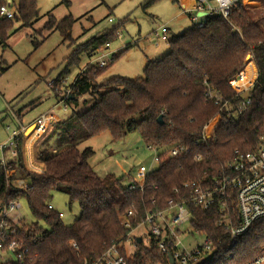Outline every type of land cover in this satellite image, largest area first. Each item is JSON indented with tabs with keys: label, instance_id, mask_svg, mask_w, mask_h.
Segmentation results:
<instances>
[{
	"label": "trees",
	"instance_id": "16d2710c",
	"mask_svg": "<svg viewBox=\"0 0 264 264\" xmlns=\"http://www.w3.org/2000/svg\"><path fill=\"white\" fill-rule=\"evenodd\" d=\"M156 0H147L150 4ZM174 2L176 0H173ZM264 5V0H258ZM3 0H0L2 3ZM13 18L0 19V43L8 38L14 22L21 27L32 26L38 17L36 0H17ZM44 27L70 37L77 20L70 14L56 19L47 12ZM225 18L218 13L201 18V25L168 38L169 51L158 59L148 60L141 76L135 78L100 75L123 51L113 54L103 67L86 65L69 85V93L57 96L70 109L66 118L54 122L40 143L37 160L44 171L28 170L23 164L21 134L16 138L14 154L0 163V203L24 199L36 221L20 223L17 235L27 248V258L7 264H84L114 243L126 240L130 229L121 223V215L132 208L136 220L143 218L145 209H162L175 197L172 189L184 180L209 177L229 159L235 150H252L264 135V31L241 3L233 4ZM114 27L93 35L79 44L66 59L63 71L54 84L76 66L81 54L92 59L102 47L117 37ZM247 55L256 65L255 81L236 92L230 79L246 64ZM209 91L227 100V106L215 104ZM89 95L94 102L78 110L79 98ZM249 103L238 114L241 100ZM220 115L214 136L201 139L209 120ZM161 116L160 120L158 119ZM215 122L217 118L213 119ZM108 132L116 141L129 132H137L143 144L167 149L176 144L189 148L177 158L160 160L145 173L143 188L128 189L135 177L130 173L101 178L88 163L93 150L78 148L84 139ZM195 154L199 157L195 158ZM17 180L26 185L19 187ZM128 180L122 184L121 181ZM62 192L70 202H76L79 215L71 223L62 222V214L50 203L53 192ZM49 204L52 207H49ZM194 233L211 239L212 251L196 264H241L264 249V216L230 240L229 232L216 221L219 210L214 207H191ZM42 220L46 228L40 226ZM132 218L131 223L134 225ZM73 243V244H72ZM121 244V245H122ZM129 253L122 245L121 254L127 264H169L165 255L156 250L149 239L146 244L135 241Z\"/></svg>",
	"mask_w": 264,
	"mask_h": 264
},
{
	"label": "rangeland",
	"instance_id": "374dc122",
	"mask_svg": "<svg viewBox=\"0 0 264 264\" xmlns=\"http://www.w3.org/2000/svg\"><path fill=\"white\" fill-rule=\"evenodd\" d=\"M146 1L36 0L38 17L32 26L21 27L19 22H14L8 38L4 43H0V92L2 93L0 95V145L11 138V131L15 127L13 112L23 111L20 117L23 124L48 109H52V113L59 120L67 117L70 112L69 107L59 102L54 92L61 97L80 69L86 67L88 63L91 65V58L82 53L78 64L70 67V71L61 77L57 85L53 80L63 71L66 59L73 50L93 35L114 27L121 36L111 41V47L122 49L125 44H128L124 51L96 77L98 81L113 75L130 78L141 76L146 59H154L165 48L168 52V42L155 40L157 33L153 31L159 24L165 23L170 28V32H175L189 27L192 21L172 0H156L150 4H146ZM244 4L264 31V5L258 0H245ZM47 12H51L56 19L67 14L73 18L76 17L77 20L70 29V37L64 38L57 30H48L44 27ZM108 16L112 18L111 22L107 20ZM248 57L250 55L246 56L245 61ZM251 60L248 59V61ZM49 83L54 85V92ZM79 100L80 102L85 100V102L79 104L78 110L94 102L89 95H83ZM30 128L20 133V150L32 137V134H29ZM85 146L93 150V155L88 160L89 165L98 176L104 179L128 173L137 177L139 165H156L152 162L154 152L145 147L137 132H129L124 138L114 141L105 131L95 137L84 139L79 143L78 148ZM2 157L3 153L0 150V158ZM121 183L126 184L128 180H123ZM18 203L19 208L11 212L9 216L18 215L20 223L28 224L36 221L26 201L20 199ZM50 203L62 214L63 223L69 224L79 215L78 204L70 202L65 193L53 192ZM37 222L40 226L47 227L42 220ZM179 227L183 231L180 237L191 247L195 245L196 240L202 238L196 232L194 234L187 232V230L192 233L194 231L188 222ZM143 229H139L138 232ZM125 245L129 253L134 249L127 243Z\"/></svg>",
	"mask_w": 264,
	"mask_h": 264
},
{
	"label": "built area",
	"instance_id": "2783aa9c",
	"mask_svg": "<svg viewBox=\"0 0 264 264\" xmlns=\"http://www.w3.org/2000/svg\"><path fill=\"white\" fill-rule=\"evenodd\" d=\"M191 1L193 2V7L189 11V16L192 23L198 25H201V18L213 13H218L227 18V14L233 4L239 2L245 6L244 0ZM16 11L17 6L13 0H3L0 3V19L13 18ZM198 12L205 13V16L198 15ZM155 33L163 40L168 39L167 27L164 24L159 25ZM111 59L112 57L108 53L99 52L92 57L90 63L103 67ZM230 85L236 92L249 87L244 86L238 89L232 79ZM50 86L52 87V84ZM69 91L68 87L62 96L68 94ZM208 94L216 98L215 104L222 102V99L216 93L209 91ZM249 101V98L241 100L235 112L239 114ZM60 102H63V100L61 99ZM224 106H227V100L222 102L221 107ZM217 117L210 131L207 132L205 128L214 118L203 126L201 139L204 140L214 136L215 128L220 122V115H217ZM24 130V128L22 130H13L11 138L0 145V148L8 147L12 150L11 153L13 155L16 138ZM257 144L252 150H235L233 155L216 170L214 175L209 177L203 173L201 177L181 182L179 186L172 189L175 197L170 198L162 209L152 210L147 208L143 218L140 220H136L137 213L132 208L127 209L121 215V223L130 230L126 240L121 244L125 248H127L125 243L135 248L137 238H140L139 242L145 244L147 239L150 238L156 250L165 255L169 264H196L201 262L212 251L213 243L211 239L207 236H202L191 247L190 244L183 242L180 237V233L183 231L180 230L179 226L187 222L191 225L193 214L190 208L194 206L205 210L211 207L219 210L220 218H218L216 224L224 227L229 232L231 241L242 235L253 221L264 216V135L259 138ZM145 147L154 152L152 162L156 165H139L135 182H130L128 189L143 188L145 173L156 167L160 160H165L169 157L177 158V156L189 151L188 147L181 144H176L167 149H158L151 145H145ZM198 157L199 155L195 154V158ZM3 162V159H0V163ZM15 183L19 187L26 185L22 180H17ZM18 202V200H15L8 204L0 203V264L21 263L27 258V248L23 240L17 235L16 227L20 225L19 216H9L11 212L19 208ZM49 207H52V205L49 204ZM132 218L136 221L134 225L131 223ZM142 228L144 229L138 232ZM187 232L194 234V231L192 233V231L189 232L187 230ZM121 244L117 242L111 244L90 262H85L84 264H127L125 257L120 252ZM241 264H264V249L260 254L245 260Z\"/></svg>",
	"mask_w": 264,
	"mask_h": 264
},
{
	"label": "crops",
	"instance_id": "0c3cea01",
	"mask_svg": "<svg viewBox=\"0 0 264 264\" xmlns=\"http://www.w3.org/2000/svg\"><path fill=\"white\" fill-rule=\"evenodd\" d=\"M173 1V0H172ZM245 1V0H244ZM174 2V1H173ZM181 11L186 14L189 18V11L192 9L193 7V2L191 0H176L175 1ZM107 20L108 21H112V18H110L109 16L107 17ZM191 20V18H190ZM161 24H164L166 27H167V32H168V38L171 37L173 34H179L181 33V31H183L184 29L186 28H189V27H186L184 29H179L178 31H175V32H170V28L165 24V23H161ZM159 24V25H161ZM158 25V26H159ZM157 26V28H158ZM109 29V28H108ZM108 31L107 29L106 30H103L102 32L98 33V34H101L103 32H106ZM157 31V29L155 30ZM155 31H153L155 33ZM118 34V33H117ZM120 34L117 35V38H120ZM161 40V41H167V40H163L161 39L160 36H156L155 37V40ZM128 46V44H125V46L122 48V49H119L118 47H111V41L107 43V46L106 44L102 47V53L106 52L108 53V55L110 57H113V54H116V53H119L121 51H123L126 47ZM119 49V50H117ZM167 52V49L165 48V50H162L160 52V55H164L165 53ZM159 54L156 55V57H154V59H158V57L160 56ZM251 59H252V56L250 55ZM147 61L148 60H152V59H146ZM146 61V62H147ZM251 62L253 63V61L251 60ZM254 66H255V76L253 79H255L256 77V74H257V69H256V65L255 63H253ZM145 65V64H144ZM83 68L85 67H82L80 70H82ZM235 77V76H234ZM233 77V78H234ZM232 78V79H233ZM231 80V79H230ZM255 81V80H254ZM251 85L248 84L247 87ZM2 93L0 92V95ZM55 96V94H54ZM56 97V96H55ZM21 115H23V111H20L19 113H15L13 112L12 113V118H15V127H13V130H22V128H24L25 130L24 131H27L28 128H30V131L29 134L31 133L32 134V137L30 138V141L28 140L26 142V145L23 144V147H22V150H23V155H22V158H23V164L24 166H26V168L28 170H33V171H36V172H42L44 171L45 167L43 166V163L39 160H37L36 158V155L37 153L39 152V146H40V143L41 141L43 140V138L46 136L47 132L51 129L50 127H52L53 124L51 123H54V122H57V121H60L58 119V117H56L53 113H52V109H48L46 110L45 112H41L39 113L36 118H34L33 120L29 121L28 123L26 124H23L22 123V118ZM12 130V131H13ZM11 131V133H12ZM33 131V132H32ZM33 140V141H32ZM6 143V142H5ZM4 144V143H3ZM2 145V144H1ZM0 150L2 151L3 153V157L0 158V159H6L9 155H12V150H10L8 147H4L3 149L0 148ZM54 207V206H53ZM55 208V207H54Z\"/></svg>",
	"mask_w": 264,
	"mask_h": 264
},
{
	"label": "bare ground",
	"instance_id": "6f19581e",
	"mask_svg": "<svg viewBox=\"0 0 264 264\" xmlns=\"http://www.w3.org/2000/svg\"><path fill=\"white\" fill-rule=\"evenodd\" d=\"M248 59L251 60L250 57H248L245 61L246 64L240 69L239 74L232 79L235 87L238 89H240V87L247 86L252 82V80H254L253 78L256 73L255 66L251 61H248ZM214 124V120L210 121L205 128L206 131H210V128Z\"/></svg>",
	"mask_w": 264,
	"mask_h": 264
},
{
	"label": "water",
	"instance_id": "95a60500",
	"mask_svg": "<svg viewBox=\"0 0 264 264\" xmlns=\"http://www.w3.org/2000/svg\"><path fill=\"white\" fill-rule=\"evenodd\" d=\"M197 14H198V15H201V16H205V13H199V12H198ZM160 118H161V116H159L158 119L160 120ZM137 241H140V238H137Z\"/></svg>",
	"mask_w": 264,
	"mask_h": 264
}]
</instances>
